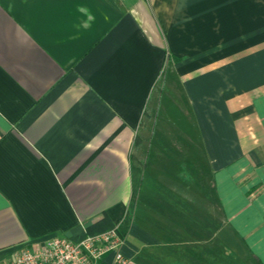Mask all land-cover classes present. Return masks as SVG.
Wrapping results in <instances>:
<instances>
[{"label":"crops","instance_id":"obj_1","mask_svg":"<svg viewBox=\"0 0 264 264\" xmlns=\"http://www.w3.org/2000/svg\"><path fill=\"white\" fill-rule=\"evenodd\" d=\"M113 227L264 264V0H0V261Z\"/></svg>","mask_w":264,"mask_h":264},{"label":"built area","instance_id":"obj_2","mask_svg":"<svg viewBox=\"0 0 264 264\" xmlns=\"http://www.w3.org/2000/svg\"><path fill=\"white\" fill-rule=\"evenodd\" d=\"M72 241L64 236H53L43 241L24 244L0 264H101L112 254L110 264H126L120 246L123 236L117 227L99 233H88Z\"/></svg>","mask_w":264,"mask_h":264},{"label":"rangeland","instance_id":"obj_3","mask_svg":"<svg viewBox=\"0 0 264 264\" xmlns=\"http://www.w3.org/2000/svg\"><path fill=\"white\" fill-rule=\"evenodd\" d=\"M229 264H232V261H230Z\"/></svg>","mask_w":264,"mask_h":264}]
</instances>
